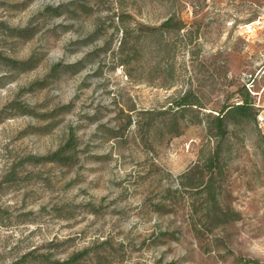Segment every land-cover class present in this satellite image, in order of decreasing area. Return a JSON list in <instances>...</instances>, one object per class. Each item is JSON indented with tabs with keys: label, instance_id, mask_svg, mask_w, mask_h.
<instances>
[{
	"label": "rangeland",
	"instance_id": "rangeland-1",
	"mask_svg": "<svg viewBox=\"0 0 264 264\" xmlns=\"http://www.w3.org/2000/svg\"><path fill=\"white\" fill-rule=\"evenodd\" d=\"M172 15L184 29H160ZM246 99L255 120L219 132ZM260 115L264 0H0V264H264ZM70 130L73 165L25 162Z\"/></svg>",
	"mask_w": 264,
	"mask_h": 264
},
{
	"label": "trees",
	"instance_id": "trees-1",
	"mask_svg": "<svg viewBox=\"0 0 264 264\" xmlns=\"http://www.w3.org/2000/svg\"><path fill=\"white\" fill-rule=\"evenodd\" d=\"M185 26L186 24L184 23V21H182V19H177L175 15H172L160 25V29H163L165 31H175V30L184 29ZM7 30H9L10 32H13V34H15L17 37L25 38V36L27 37L30 36V35H26L25 31H17L14 29H7ZM125 39H126V34H125L124 40ZM124 40H123V43H124ZM7 63H8V66L11 68V70L24 73L29 70H32L37 65L38 61L34 60L33 57H30L23 61H15V60L7 59ZM60 71H61L60 65L56 64L51 69L49 76L53 78L57 77ZM39 87L43 88L44 85L41 82L40 83L36 82V83H33L30 86V88L27 89V91L32 92L34 88H39ZM23 90L24 89H22L21 92H24ZM10 106L12 110H15L21 116H33V117L38 116L32 108L28 107L27 105L21 102L12 103ZM172 106H174L180 111H185L186 109H189L192 107L203 108V105L198 101V99L195 98L194 96H191L190 94H184L180 97H177L175 100L172 101ZM67 109H68L67 107L61 108L62 111H65ZM230 115H235L236 117L234 118H236V121H238L237 116L241 117V119L255 120L256 118V113H255V110L253 109V104L246 99L245 102H243L242 104L225 107L221 110V114H219V116L215 119V123H214V125L216 126V129L219 132H221V129L223 126L224 116H230ZM52 116H55V114L54 115L53 113L47 114V115H44L43 118H50ZM47 128H48L47 126L39 127V128H35V130L43 131V130H47ZM76 148H77L76 137L74 133L70 130L67 139L64 141L63 145L60 146L56 151L48 155H45V156H38V157L29 156L25 160V162H29V163L36 164V165L45 164V163H57L63 166L73 165L76 159L74 155ZM211 162L212 161H210L209 168H212ZM23 164L24 162H20V165H23ZM13 174L14 173H11L9 175L8 177L9 180L12 178ZM210 198L213 199V196L211 195ZM2 212L3 211L0 208V214ZM32 254L33 253L22 256L19 260H17L13 264H25L27 259L30 256H32ZM87 255H88V251H83V252L74 254L68 259L63 260V261L54 260L52 261V264H78L80 260H82ZM32 259L33 260L43 259L46 262H50V258L47 256L46 257L45 256L32 257ZM245 262L251 263V264H262L255 260H247Z\"/></svg>",
	"mask_w": 264,
	"mask_h": 264
},
{
	"label": "built area",
	"instance_id": "built-area-1",
	"mask_svg": "<svg viewBox=\"0 0 264 264\" xmlns=\"http://www.w3.org/2000/svg\"><path fill=\"white\" fill-rule=\"evenodd\" d=\"M258 120H259L260 123H263V122H264V117H262V115H260V116L258 117Z\"/></svg>",
	"mask_w": 264,
	"mask_h": 264
}]
</instances>
